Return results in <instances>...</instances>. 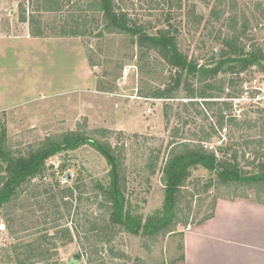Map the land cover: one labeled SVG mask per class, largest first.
<instances>
[{"label": "rangeland", "instance_id": "1", "mask_svg": "<svg viewBox=\"0 0 264 264\" xmlns=\"http://www.w3.org/2000/svg\"><path fill=\"white\" fill-rule=\"evenodd\" d=\"M48 1L0 0V36L7 37L0 39V133L5 129L7 153L17 156L48 135L79 125L113 145L124 144L122 217L129 227L105 221V241L92 258L95 264H183L184 232L210 211L212 197H230L232 189L187 196L174 232L144 235L140 228L137 234L134 223L144 225L165 211L168 187L162 168L177 130L178 138L192 140L202 129L209 132L220 113L226 123L230 114L256 122L255 128L226 123L217 128V135L204 144L219 150L264 129V61L237 76L241 63L221 53L216 41L228 31L229 16H245L264 48V0H124L147 21L149 35L168 26L167 15L172 14L185 49L204 71L189 83L205 98H189L183 81L172 97L150 95L164 89L176 69L137 40L108 32L100 0ZM216 68L219 73L213 77L211 69ZM238 77L244 78L243 85H231ZM235 87L242 90L241 97H227ZM39 168L23 181H11L7 189L0 208V222L6 225L0 231V264H64L83 253L76 234L83 221L80 213H108L112 164L92 143L59 150ZM216 178L204 167L192 169L189 190L196 193L199 185ZM237 194L256 198L252 191Z\"/></svg>", "mask_w": 264, "mask_h": 264}, {"label": "trees", "instance_id": "2", "mask_svg": "<svg viewBox=\"0 0 264 264\" xmlns=\"http://www.w3.org/2000/svg\"><path fill=\"white\" fill-rule=\"evenodd\" d=\"M48 1V0H45ZM56 3L49 0L47 3ZM58 6H51V10H56ZM99 9L104 16L105 29L110 33H123L132 40H137L140 47H145L156 51L172 68L176 69L175 75L160 89L150 95L158 97H172L174 92L180 88L182 81L187 87L189 98L207 97L203 92L197 94L195 88L191 86L196 74L204 72L203 68L198 69L197 59L189 56L186 44L178 26L171 20L173 17L167 15L168 26L156 29L155 35H149L147 31V21L140 18L138 14L132 12L124 3V0H100ZM213 14L216 10L212 9ZM228 31L220 34L216 41L222 46L221 53L229 59L241 63V67L234 73L238 76L247 67L264 61V48L259 45L252 21L245 16H229L226 24ZM67 32L66 30H64ZM86 33V32H85ZM234 58V59H233ZM186 73L185 76L183 74ZM219 68L211 69V76L217 77ZM244 78L231 79V85H243ZM242 90L233 88V92L227 97H239ZM194 104L193 101H189ZM223 104L229 106L230 102L223 100ZM226 117L219 114L218 122L212 124L210 131L202 129L192 140L186 138L185 141L179 137V130L173 134L169 142L167 158L162 171L167 179V195L165 211L162 216L147 220L144 225L135 224V233H140V228L144 230L142 234H157L159 232L167 234L176 231L180 219L178 214L182 212L184 200L187 196L194 197L195 194H209L210 190L219 191L226 187L232 189L234 194L228 199L237 197L249 198L237 194L240 190L252 191L255 193V200L264 202V129L254 135H244L239 142L226 144L219 150L210 149L204 143L209 142L217 135V128H224L226 124L236 126L239 129L255 128L258 125L253 120L239 119L236 115ZM226 123V124H225ZM0 133V208L5 203L7 189L11 181H23L29 174L35 175L40 170V165L55 152L68 148L79 147L85 143H92L103 151L112 164L113 183L110 188L107 212L95 214L93 212H83L82 224L76 228V234L80 241L83 253L76 258L82 264H95L92 255L97 252L98 244L105 241V221L114 220L120 222L121 226L128 225V219H123V194L127 187V172L124 164V144L113 145L108 140H103L96 131L89 132L84 125H79L76 129L48 135L36 145L28 146L24 151H20L17 156L7 153L6 132ZM103 133V130H99ZM195 135V134H194ZM157 160V155L153 157ZM156 165L151 166L152 173L156 172ZM204 167L214 172L217 176L215 181H208L197 188L196 193L190 191L193 184L190 180L192 169ZM222 198V197H221ZM218 196L212 197L210 211L205 214L197 223L206 221L213 217ZM102 204L105 207V201ZM188 204V202H186ZM186 204V205H187ZM188 206V205H187ZM71 213V212H70ZM79 214V215H80ZM115 216L114 218H112ZM185 224H189L187 221ZM192 224V223H190ZM193 224H196L193 222ZM82 233V236H81ZM113 248H111L112 250ZM87 260L82 261V256ZM183 259V258H182ZM144 264L143 261H141Z\"/></svg>", "mask_w": 264, "mask_h": 264}, {"label": "crops", "instance_id": "3", "mask_svg": "<svg viewBox=\"0 0 264 264\" xmlns=\"http://www.w3.org/2000/svg\"><path fill=\"white\" fill-rule=\"evenodd\" d=\"M182 251L183 264H264V202L218 198L213 217L184 232Z\"/></svg>", "mask_w": 264, "mask_h": 264}, {"label": "built area", "instance_id": "4", "mask_svg": "<svg viewBox=\"0 0 264 264\" xmlns=\"http://www.w3.org/2000/svg\"><path fill=\"white\" fill-rule=\"evenodd\" d=\"M260 90L262 91V94L264 96V83L261 84V87H260ZM241 96L239 97H236V98H240ZM152 112V106H149L147 108V113H151ZM6 229V225L4 222H0V231H4Z\"/></svg>", "mask_w": 264, "mask_h": 264}, {"label": "water", "instance_id": "5", "mask_svg": "<svg viewBox=\"0 0 264 264\" xmlns=\"http://www.w3.org/2000/svg\"><path fill=\"white\" fill-rule=\"evenodd\" d=\"M64 264H81V260H79L77 258H71Z\"/></svg>", "mask_w": 264, "mask_h": 264}]
</instances>
